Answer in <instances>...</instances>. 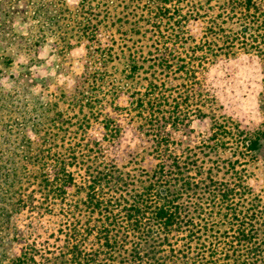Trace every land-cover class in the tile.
Masks as SVG:
<instances>
[{"label":"trees","instance_id":"obj_1","mask_svg":"<svg viewBox=\"0 0 264 264\" xmlns=\"http://www.w3.org/2000/svg\"><path fill=\"white\" fill-rule=\"evenodd\" d=\"M73 1L0 0V42L20 19L35 22L30 46L52 35L61 56L84 49L52 102L30 80V175L0 158V264H264V0ZM191 22L197 43L180 57ZM233 50L260 75L251 129L219 113L202 80ZM114 115L139 140L120 161ZM23 211L30 229L45 222L41 235L11 225Z\"/></svg>","mask_w":264,"mask_h":264},{"label":"rangeland","instance_id":"obj_2","mask_svg":"<svg viewBox=\"0 0 264 264\" xmlns=\"http://www.w3.org/2000/svg\"><path fill=\"white\" fill-rule=\"evenodd\" d=\"M62 1L68 6L74 4L73 0ZM16 7L18 11L23 9V2H18ZM34 23H21L20 19H15L14 30L11 32L13 37L8 44L0 42V60L5 58L6 62L7 58L10 59L7 66L0 65V158L11 163L18 178L30 175V164L22 161L23 156H29L30 152L24 155L22 146L25 142L27 150L30 151V144H27L30 142V119H34L38 114L30 104L31 95L38 96L42 104L52 102L51 96L56 94L55 88L69 84V78L80 73L84 56L82 45L75 46L62 56L59 55V45L57 46L52 35H45L41 42L30 46V34H38L37 28L29 30V25L34 26ZM199 25L198 22H191L185 28L183 40L175 46V52L180 57L183 53L189 55L197 43L194 31L199 30ZM98 34L101 40L109 36L102 28ZM70 44L73 45L74 41H70ZM233 52L234 55L227 57V64L222 62V55L214 60V64L211 59L209 63L204 64L202 80L204 84L212 87L221 108L218 112L231 118L240 129H251L259 122L256 100L259 96L260 75L251 55H243L235 50ZM21 77H27L28 81H21ZM30 80L36 84L46 83L48 88L32 86L30 95ZM65 87L57 93H67L68 88ZM57 110L64 112L66 106L58 102ZM113 119L120 126V137L110 152L114 160L120 161L139 140L132 130L125 126V117L114 115ZM131 126L134 127V124ZM11 225L26 239H30V234L41 235L40 228L46 226L42 221L40 228L36 226L30 229V218L24 211L13 216Z\"/></svg>","mask_w":264,"mask_h":264}]
</instances>
